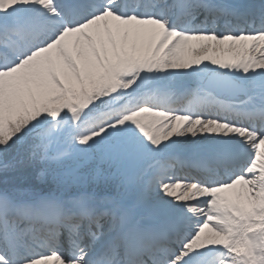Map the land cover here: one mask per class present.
<instances>
[{"label": "snow or ice", "instance_id": "snow-or-ice-1", "mask_svg": "<svg viewBox=\"0 0 264 264\" xmlns=\"http://www.w3.org/2000/svg\"><path fill=\"white\" fill-rule=\"evenodd\" d=\"M0 264H264V0H0Z\"/></svg>", "mask_w": 264, "mask_h": 264}]
</instances>
